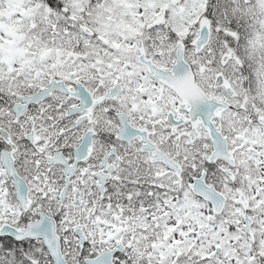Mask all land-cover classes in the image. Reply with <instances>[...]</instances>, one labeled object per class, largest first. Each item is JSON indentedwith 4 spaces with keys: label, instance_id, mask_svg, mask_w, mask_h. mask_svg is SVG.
Masks as SVG:
<instances>
[{
    "label": "snow or ice",
    "instance_id": "6c2138e0",
    "mask_svg": "<svg viewBox=\"0 0 264 264\" xmlns=\"http://www.w3.org/2000/svg\"><path fill=\"white\" fill-rule=\"evenodd\" d=\"M0 264H264V0H0Z\"/></svg>",
    "mask_w": 264,
    "mask_h": 264
}]
</instances>
